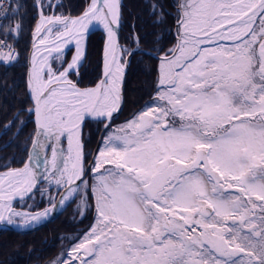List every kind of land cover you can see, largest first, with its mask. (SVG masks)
Wrapping results in <instances>:
<instances>
[{"label": "snow or ice", "instance_id": "1", "mask_svg": "<svg viewBox=\"0 0 264 264\" xmlns=\"http://www.w3.org/2000/svg\"><path fill=\"white\" fill-rule=\"evenodd\" d=\"M32 6L29 106L0 134L15 127L19 137L24 112L34 129L25 158L0 165V221L22 218L18 226L31 227L72 203L80 222L94 212L50 264H264V0H176L168 46L163 26L171 14L162 0L148 4L159 29L153 39L132 25L123 44L122 0H89L79 15L65 14L63 0ZM21 9L22 0L0 2V21H10L0 23L6 69L20 59ZM96 25L105 33L102 77L80 87ZM137 53L156 61L149 99L116 124ZM89 121L100 132L91 156L83 136ZM37 193L48 207L17 210V199Z\"/></svg>", "mask_w": 264, "mask_h": 264}, {"label": "trees", "instance_id": "2", "mask_svg": "<svg viewBox=\"0 0 264 264\" xmlns=\"http://www.w3.org/2000/svg\"><path fill=\"white\" fill-rule=\"evenodd\" d=\"M26 7L21 9L24 15V31L20 35L19 43L16 45L20 52L18 62L9 66L7 69L0 65V133L3 132V126L7 124L23 107L29 106V98L26 95V73L28 51L31 44V29L35 24L33 16V0H22ZM88 0H63L66 6L63 11L71 12L72 15L80 13ZM152 0H122L124 6V20L120 28V41L123 44L125 38L130 35L132 25L139 30L141 37L146 42L153 39L151 35L154 31H159L153 25L152 18L149 16L148 4ZM165 10L171 15L168 17L164 27V44L168 46V41L174 38L173 30L175 26L176 0H162ZM3 23H6L4 21ZM171 30L172 35H169ZM104 42V36L101 32L95 31L87 36V48L84 61L79 68V86L93 85L101 74V53ZM150 44H141V47L148 49ZM71 49L66 53L70 56ZM155 60H150L147 56H141L137 53L132 58L128 73L124 82V103L123 108L118 115L115 123H122L124 117H130L139 110L149 99L151 92L150 85L155 77ZM124 118V119H123ZM20 121H26V126L19 137H13L16 128L13 127L7 134H0V165L7 163L12 158L19 161L25 158L23 151L25 137L33 132V117L26 112L19 115L17 124ZM98 125L94 121L87 122L83 128L86 150L91 156V152L96 145L99 132ZM12 140V145L2 147L6 141ZM99 146V145H98ZM98 149V148H97ZM12 167L20 166L19 163H12ZM36 197V196H35ZM31 201V199L22 202V204ZM46 202L39 201L32 209H39ZM21 203L15 204L19 206ZM73 204V203H72ZM69 204L53 221L43 227L29 233H16L11 230H0V264H47L50 259L59 255L63 245L64 234H75L76 232L86 230L93 222V212H89L82 222L72 218L71 207Z\"/></svg>", "mask_w": 264, "mask_h": 264}, {"label": "water", "instance_id": "3", "mask_svg": "<svg viewBox=\"0 0 264 264\" xmlns=\"http://www.w3.org/2000/svg\"><path fill=\"white\" fill-rule=\"evenodd\" d=\"M67 14H68V13H67ZM77 15H79V14H77ZM174 30H175V26H174ZM95 31H99V32H101V33L103 34V36H104V41H105V33H104V31H103L102 26H100V25H96L94 28H92V29L88 32L87 36H88L90 33L95 32ZM119 34H120V33H119ZM71 46H73V45H68L66 49H68V48L71 47ZM103 47H104V42H103L102 53H101V74H100V77L96 80L95 83H97V82L101 79V77H102V70H103ZM142 48H144V47H142ZM30 49H31V44H30V48H29V51H28V55H29V53H30ZM145 50H147V49L145 48ZM28 55H27V56H28ZM128 70H129V67L126 69V75H127V73H128ZM125 78H126V76H125ZM124 82H125V80H124ZM95 83H94L93 85H88V86H83V87H91V86H94ZM80 87H81V86H80ZM123 92H124V83H123ZM123 96H124V94H123ZM123 103H124V102H123ZM122 108H123V105H122ZM119 114H120V113H119ZM119 114H118V115H119ZM33 121H34V117H33ZM99 141H100V132H99L98 137H97L96 145H95V147L93 148L91 154L97 150L98 145H99ZM20 166H21V165H20ZM15 167H19V166H15ZM57 199H59V197H57ZM17 203H20V201H19L18 199L14 202V204H17ZM67 206H68V205H67ZM67 206H66V207H67ZM66 207H65V208H66ZM45 208H46V207H45ZM45 208L39 210V212H42ZM65 208H60V207L58 206L57 209H56L53 213L50 214V216L47 218V220L42 221V222H40L39 224L33 223V224L31 225V227H20V226H18V225H20V223H14L13 225H9V224H7L6 221H0V230H11V231H14V232H16V233H29V232H33V231L38 230L39 228L43 227L44 225L50 223L51 221H53L57 216H59V215L61 214L62 211L65 210ZM19 211H24V210H22V209L20 210V209H19ZM25 211H26V210H25ZM30 212L35 213V212H38V211H30Z\"/></svg>", "mask_w": 264, "mask_h": 264}, {"label": "rangeland", "instance_id": "4", "mask_svg": "<svg viewBox=\"0 0 264 264\" xmlns=\"http://www.w3.org/2000/svg\"><path fill=\"white\" fill-rule=\"evenodd\" d=\"M88 2H89V0H88ZM87 2V3H88ZM67 14V13H66ZM10 21H6V23H9ZM12 23H14L15 22V20H13V21H11ZM10 43H11V41H10ZM86 48H87V41H86V47H85V53H86ZM71 49V52H70V56H69V58H67V59H71V56L75 53V48L73 47V46H71V47H69L68 49H66L65 51H66V53L69 51ZM84 58H85V54H84V57L82 58V62L84 61ZM78 73H79V70H78ZM78 79H79V75H78ZM64 145H65V148H66V146H67V141L65 140L64 141ZM39 201H44V202H46L45 203V205L43 206V207H41V208H39V209H32V208H35L34 206L36 205V203L37 202H39ZM49 205H48V202H47V199L45 198V199H41V197H40V194L39 193H37L36 194V197L34 198V199H31V201H29V202H27V203H24V204H22V202H21V204H19V206H15L16 208H17V210H26V211H39V210H41V209H43V208H45V207H48ZM76 208V204L75 203H73L72 204V207H71V212H72V218H74V219H76V220H79L80 218H79V216L78 215H76L75 213H74V209ZM89 213V212H88ZM88 213H87V215H88ZM93 216H94V212H93ZM93 221V220H92ZM16 223H20V224H24V220L22 219V218H16ZM70 236H73V234H64V235H62V238H64L63 240H62V242H64V241H66L67 239V237H70ZM53 260V258L52 259H50L48 262H47V264H50V262Z\"/></svg>", "mask_w": 264, "mask_h": 264}, {"label": "flooded vegetation", "instance_id": "5", "mask_svg": "<svg viewBox=\"0 0 264 264\" xmlns=\"http://www.w3.org/2000/svg\"><path fill=\"white\" fill-rule=\"evenodd\" d=\"M174 33H175V30H173V34H174ZM117 117H118V116H117ZM124 118H127V119H128V118H131V116H130V117H124ZM124 118H123V119H124Z\"/></svg>", "mask_w": 264, "mask_h": 264}, {"label": "built area", "instance_id": "6", "mask_svg": "<svg viewBox=\"0 0 264 264\" xmlns=\"http://www.w3.org/2000/svg\"><path fill=\"white\" fill-rule=\"evenodd\" d=\"M0 2H3V0H0ZM4 21H0V23H3ZM9 43H10V41H9Z\"/></svg>", "mask_w": 264, "mask_h": 264}, {"label": "bare ground", "instance_id": "7", "mask_svg": "<svg viewBox=\"0 0 264 264\" xmlns=\"http://www.w3.org/2000/svg\"><path fill=\"white\" fill-rule=\"evenodd\" d=\"M73 47L75 48L74 44H73Z\"/></svg>", "mask_w": 264, "mask_h": 264}]
</instances>
